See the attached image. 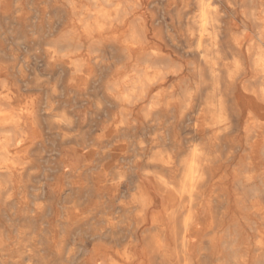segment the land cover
<instances>
[{
  "label": "bare ground",
  "instance_id": "obj_1",
  "mask_svg": "<svg viewBox=\"0 0 264 264\" xmlns=\"http://www.w3.org/2000/svg\"><path fill=\"white\" fill-rule=\"evenodd\" d=\"M149 254L264 264V0H0V264Z\"/></svg>",
  "mask_w": 264,
  "mask_h": 264
},
{
  "label": "rangeland",
  "instance_id": "obj_2",
  "mask_svg": "<svg viewBox=\"0 0 264 264\" xmlns=\"http://www.w3.org/2000/svg\"><path fill=\"white\" fill-rule=\"evenodd\" d=\"M172 21H173L172 20V16L171 15H166V24H168L169 27L171 26ZM167 29H169V28H167ZM58 31H59V26H57L55 28V34H57ZM28 36H30V35L28 34ZM9 41L4 44V47H5V50H6L7 53L11 52V50L9 48ZM34 47L35 46H34L33 43H28L26 40H23L22 43L19 45V50L16 51L17 52V56H18L17 60L20 63H26L29 66H32L33 63H36L37 61H39L36 58L35 54H34V50H32V48H34ZM56 76H57V73L53 77L56 79L57 78ZM57 79L59 81H61L62 78L58 77ZM83 105H84L83 109L85 111H88L89 109H93V103H92L91 99L87 103L83 102ZM188 143H190L192 145L194 144L191 140H189ZM121 162L123 163L124 161L121 160ZM42 163H43L42 167H40V171H39V175L40 176L43 173V171L45 169V165H46L45 162H42ZM52 182H53V179L51 177V183ZM47 188L49 190H51L52 185L49 184V186H47ZM62 202H63V197L57 199V205L56 206L60 207ZM154 212L159 213L160 212V206L157 207L156 209H154ZM45 224H46V222H43L41 224V226H42L41 228L44 229V231H45L44 233L47 234V235L46 234L45 235L48 236L49 232H47V230L49 229V226H48V224H46V225ZM12 228L15 229L16 227L13 226ZM68 239H69L68 245L76 248V250H75L76 257L82 255L81 254V249H82L83 245H85L86 247H90V242L87 240V235L84 234V233H81L80 231H72L69 234V238ZM203 252L206 254V256H208V251L206 250V247L204 248ZM40 253L42 255H46V252H44V251H41ZM147 258L149 259V263L150 264H175L173 260H171V259L170 260L163 259V257L160 256V255L149 254V257L147 256ZM47 259H50V256H49V258L47 257ZM77 261H79V260H77ZM214 263H215V260H214Z\"/></svg>",
  "mask_w": 264,
  "mask_h": 264
}]
</instances>
